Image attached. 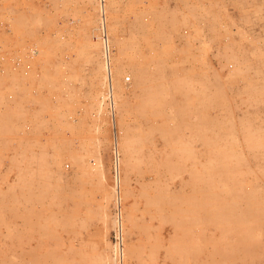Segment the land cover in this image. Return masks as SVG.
Listing matches in <instances>:
<instances>
[{"label": "rangeland", "instance_id": "1", "mask_svg": "<svg viewBox=\"0 0 264 264\" xmlns=\"http://www.w3.org/2000/svg\"><path fill=\"white\" fill-rule=\"evenodd\" d=\"M0 264H264V0H0Z\"/></svg>", "mask_w": 264, "mask_h": 264}, {"label": "built area", "instance_id": "2", "mask_svg": "<svg viewBox=\"0 0 264 264\" xmlns=\"http://www.w3.org/2000/svg\"><path fill=\"white\" fill-rule=\"evenodd\" d=\"M104 2H105V0H98L99 6L100 5H103ZM106 37L107 36H106V33H105L104 36L102 37V40L106 41L107 40ZM117 176H118V171H117V167L114 164V181H113L114 186L116 185V181L115 180H116ZM114 205H115V210H116V212L114 214L115 228H117V226H118L117 223H118V220H119V215L117 214V209L118 208H117V201L116 200L114 201ZM114 232H115V240H118L117 231L115 230ZM116 244H117V242H116Z\"/></svg>", "mask_w": 264, "mask_h": 264}, {"label": "bare ground", "instance_id": "3", "mask_svg": "<svg viewBox=\"0 0 264 264\" xmlns=\"http://www.w3.org/2000/svg\"><path fill=\"white\" fill-rule=\"evenodd\" d=\"M101 13V12H100ZM101 15V14H100ZM105 22V21H104Z\"/></svg>", "mask_w": 264, "mask_h": 264}]
</instances>
